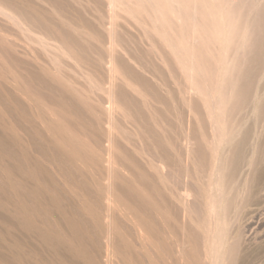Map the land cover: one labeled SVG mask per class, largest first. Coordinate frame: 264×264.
<instances>
[{
    "label": "rangeland",
    "instance_id": "1",
    "mask_svg": "<svg viewBox=\"0 0 264 264\" xmlns=\"http://www.w3.org/2000/svg\"><path fill=\"white\" fill-rule=\"evenodd\" d=\"M0 264H264V0H0Z\"/></svg>",
    "mask_w": 264,
    "mask_h": 264
}]
</instances>
